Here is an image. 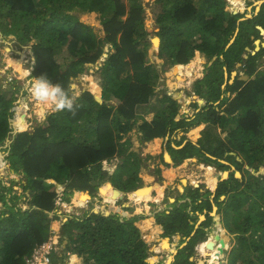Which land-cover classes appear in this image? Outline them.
<instances>
[{
  "label": "trees",
  "instance_id": "trees-1",
  "mask_svg": "<svg viewBox=\"0 0 264 264\" xmlns=\"http://www.w3.org/2000/svg\"><path fill=\"white\" fill-rule=\"evenodd\" d=\"M151 4L152 0H0L1 33L26 44L17 48L26 56L33 41V57L29 56L31 62L34 59L33 76L47 75L74 96L73 81L87 64L104 56L95 71L103 101L84 90L74 96L75 114L52 112L33 130L11 134L15 98L11 91L6 97L8 92L0 86V151L7 153L10 168L23 176L14 182L20 192L12 188L13 180L0 179V264L27 263L33 249L48 238L51 224L62 221L55 210L58 197L69 201L74 192V196L92 193L106 181L125 193L143 187L138 176L143 159L128 135L133 129L140 143L165 138L174 165L196 157L199 163L223 171L234 165L242 177L231 172L206 196L191 187L189 200L180 204L176 200L170 209L152 215L151 228L137 222L148 218L143 215L120 217L110 211L90 212L82 219L72 216L62 222L59 235L66 243L59 252H49L50 264H66L72 256L83 264H148L149 246L140 230L149 240L160 227L164 237L181 234L185 242L171 264H194L190 260L194 246L206 239L204 228L211 222V194L231 245L225 252L226 264H264V46L252 53L255 39L261 37L257 25L264 28V2L242 19V13L229 11L226 0H154L152 43L163 71L175 65L173 73L166 74L173 79L171 85L174 75L177 85L182 76H191L181 67L191 60L197 64L200 54L208 60L216 57L195 81L194 93L205 104L192 103L191 115L180 118L174 99L178 97L155 95L159 74L148 60L152 34L144 24L145 5L151 8ZM74 12L97 14L102 34ZM237 63L248 78L229 83ZM198 67L200 71L202 66ZM153 95L156 103L151 102ZM149 113L150 120L145 117ZM200 124L205 126L195 143H184L185 135L173 138ZM159 141L153 140L147 150L157 149ZM114 167H118L115 173ZM99 190L105 196L110 189L102 185ZM22 197L27 207L18 206ZM204 209L206 219L196 227L197 215L192 212ZM156 246L154 242L150 250Z\"/></svg>",
  "mask_w": 264,
  "mask_h": 264
},
{
  "label": "rangeland",
  "instance_id": "rangeland-1",
  "mask_svg": "<svg viewBox=\"0 0 264 264\" xmlns=\"http://www.w3.org/2000/svg\"><path fill=\"white\" fill-rule=\"evenodd\" d=\"M124 1L126 2V0ZM263 1L264 0H233V1L228 0L227 4L229 11H231L232 13H240V14L242 13L244 16H250L252 15L253 12L257 10L258 6H260L258 4ZM151 5H152L151 8L145 5L144 24L147 31L152 34L150 39L151 46L148 49V60L151 63L155 64L157 73L159 74L158 82L155 85L156 86L155 95L160 96L163 94H169L171 96L178 97L179 99L174 98L177 101V103H179L180 105L179 106L180 110L177 115V118H180L183 115L187 117L191 115V113L193 112L192 103L194 104L195 102L200 107L205 104V100H202L203 103H199V100L201 98L199 99V97L194 93V86L196 83L195 81L201 79L204 76V74L207 72L208 66L212 62L199 53L200 56L204 59V62L202 63L203 61L202 58H197L195 59V61H197V64L192 60V62L190 61L191 63H188L187 66H185L186 68L181 67L183 71L186 69L191 76H182L181 82L178 85H177V80L174 79V84L171 85L173 79L169 78L166 74L169 71L173 73L172 67L166 71H163L161 69L162 61L157 57L156 50H154L153 48L152 38L156 36L154 34V32L156 31L155 18H154L156 9L154 7V0H152ZM74 13H76L80 17V19L83 20L84 22L91 24L98 34H102V27L98 20L97 14L80 13V12H74ZM257 40L259 41V43L258 45H256L254 41L255 47L252 50L254 52L259 49L258 47L260 45L264 46V35L261 34V37L257 38ZM32 43L33 41L28 43L30 44L29 52L30 51L32 52ZM22 45H26V44L20 45L18 40L13 35H3L0 31V86L2 90L8 92L6 93V97H10L9 91H11L13 92V96L15 98L14 100H16L18 96L20 98V102L17 103L13 102V106L11 108L12 111V116L10 118V126L12 128L11 134L19 133L25 130H33L35 126L42 125L43 123H45L46 117L50 113L55 112L49 106L40 105L34 102L33 100H31V98L28 96L27 92L24 89L25 80L30 78L28 76V73H26V71L28 70L29 72L30 64L32 66V64L34 63V59L33 62H31V58L26 59L25 54L19 53L17 48L21 47ZM103 58L104 56H102L95 64H87V69L84 71V73L73 81V86H74L73 95L75 97L84 90H90L92 91L93 95H99L100 101H103L101 97V93L99 92L100 85L98 80L96 79V72H95L96 69L100 66ZM59 59H62L63 63H67V60L65 58L59 57ZM198 65L202 66V68H200V71ZM240 68H241L240 65H235V67L232 70L233 74H235L234 77L236 75H239L240 77L245 75ZM226 77H227V71H226ZM169 80L171 81L170 83ZM92 86L95 87L93 88ZM9 88H11V90ZM224 88L225 85H223V89ZM155 95L151 97L152 103L153 102L156 103ZM226 95L229 94L226 93ZM145 117L146 119L150 120L153 117V115L152 113H149L146 114ZM17 119L20 120L17 121ZM204 126L205 124H200L194 127V129H190L185 134L182 131H178L173 138L179 140L183 135H185L186 140H192L195 143L200 137L199 136L200 132L204 128ZM129 134L132 140L134 141L133 147L135 148L138 155L143 159L139 169L138 176L141 178V180L143 178L146 181H149L150 183L152 182V185L155 184L154 185L155 188L152 189L147 185L142 187L141 189H138L133 193L124 194L121 198H119L121 192L119 193L118 191H116L115 188L112 186V184L109 181H106L102 185L104 187H108L110 190L105 196L102 195L100 196L99 189L102 186L101 185L99 189H97L92 193L89 191L88 192L85 191V193H80L74 196L75 193L77 192L76 191L73 193L69 201H64L61 199L59 202L55 201L56 213L57 215L62 216V221L56 225L51 224L49 235L51 234L52 231H54L53 234L55 233V235L58 236L59 244H61V239L59 234L60 231L62 230V222L68 218H71L72 216L82 219L84 218L85 214L87 215L90 212H96V211L102 212L104 214L113 211L118 213L120 217L143 215V216H147L148 218H142V219L138 218L137 222L144 221L142 223V227H145V225L148 224L149 228H151L154 226L155 222H153V220L151 219L153 217H149L151 216L150 214L153 213V211L160 210L158 212H161L164 209H170L172 204L176 202V200L177 203H179L178 200L181 198L182 196L181 194L183 193L185 194L182 197H189L190 195L192 196V192L190 191L191 187L192 188L198 187L199 193L203 195L206 194V191L209 190H211L212 192L215 191V189H213V186H216L217 181H219L221 175L223 174V170H219L217 167H215L214 164L206 165L205 163H199L198 161L192 159L184 160L181 163V164L184 163L183 168L186 169V174H178L174 177V170L172 171L173 169L172 168L170 170V173H172L171 182H168L169 179L166 178L165 176L162 179L160 178L157 179L156 173L153 172L154 171L153 166H157L155 164L157 162V159L162 161V159L164 158L166 160L164 156L165 153L168 152L167 140H165V142L162 141L161 148L159 147L160 149L158 148V151L153 154L152 150H146L144 142L140 143L137 140L136 134L134 133V129L131 132H129L128 135ZM9 143H10V139H7L4 145L5 144L8 145ZM172 145L176 146L174 142H172ZM1 156H3L4 158L1 159ZM6 156H7L6 152L0 151V179L3 182H9L10 180H13V182L11 183L12 188L20 192L21 188L18 185L14 184V182H17L18 179L23 178V176L20 173L14 172L10 168L9 162L7 161V159H5ZM194 159L197 160L196 157ZM237 159L239 160L238 157ZM171 167H175V166L169 165L166 168L169 169ZM117 170L118 167H114V173L117 172ZM227 171H229V174L231 172L234 173V176L236 173H239L236 176L238 178L242 177L241 172L234 165H231V168ZM152 177L155 178L154 181L152 180L153 179ZM182 180H185L186 183H183ZM142 186H143V181H142ZM199 188L202 189V191ZM168 197L172 198L171 202L168 201ZM213 197H210L212 200L211 202L212 207L209 213L207 209H204L202 212L199 210H197L196 212H192V214L197 215L196 227H198L199 224H201V222H203L206 219V213H208L209 216L211 217L210 224L204 228V233H205L204 235L206 239H203V242L200 241L199 243H197V245L194 246V251L190 256L191 258L190 260L193 261L194 264H196L197 260L199 259L203 261V264H226L225 252H227L231 247L230 241L228 240L227 236H225V238L223 236L222 232H225V234L228 233L226 228L224 227L223 222L221 221V218H219L220 216L217 210V206L213 201ZM17 203L18 206L20 207L22 206L27 207L26 203L23 200V197L17 200ZM181 207L182 209H184L185 205H182ZM213 208H215L214 211ZM1 209H3L2 202H0V210ZM143 209H145V211H143ZM189 209L190 206H188V210ZM211 212L214 213V216L210 215ZM52 214L53 213L51 212L49 216H51ZM201 217H203V220H200ZM140 232L144 241L149 246L148 252L151 249L150 248L151 245L154 242H157V246L154 248V250H150L148 257L146 258L148 264H152V263L171 264L174 260L175 252H177L179 247L185 245V242L181 241L182 238L178 239V237L176 236L164 237L162 235L161 227L156 237L151 238L149 240H146L144 238L141 230ZM216 233L218 234L217 236L214 235ZM163 238H168V239H166L165 242L160 243V240ZM207 239L211 241L210 244H207L206 242ZM220 239L222 241L225 239L224 240L225 242L223 241L222 243L224 244L227 243V247L223 248V252L219 256L215 257L213 253L214 251L217 250L218 246H220L219 243ZM65 243L66 240L62 242V245H64ZM62 245H60L59 248L57 247V249L54 251L59 252ZM68 259L69 260L66 264H83L81 258L78 256L77 257L72 256L71 258ZM148 259H150L149 262Z\"/></svg>",
  "mask_w": 264,
  "mask_h": 264
},
{
  "label": "clouds",
  "instance_id": "clouds-1",
  "mask_svg": "<svg viewBox=\"0 0 264 264\" xmlns=\"http://www.w3.org/2000/svg\"><path fill=\"white\" fill-rule=\"evenodd\" d=\"M28 76L30 78L25 80L24 89L31 100L40 105H47L54 111L67 110L75 114V111L78 107V105L76 104V98L70 95L69 91L66 90L61 84L53 83L47 75L33 76L31 74V69L28 72ZM4 146L6 147L7 145L5 144ZM59 245H62V243ZM50 263L51 261L49 254L48 264Z\"/></svg>",
  "mask_w": 264,
  "mask_h": 264
},
{
  "label": "crops",
  "instance_id": "crops-1",
  "mask_svg": "<svg viewBox=\"0 0 264 264\" xmlns=\"http://www.w3.org/2000/svg\"><path fill=\"white\" fill-rule=\"evenodd\" d=\"M200 136V135H199ZM155 139H159L160 141L158 142V148L160 147L161 148V144H162V141L163 140H165V138H154V139H152V140H150V141H147V142H144V145H145V147H146V150L149 148V145L148 144H153V140H155ZM192 141V140H191ZM165 142V141H164ZM193 142V141H192ZM158 148L157 149H153L152 151H153V154L154 153H156L157 151H158ZM159 148V149H160ZM158 158V157H157ZM195 157H191V158H188V159H185V160H190V159H192V160H195V161H197L196 159H194ZM165 163H168L170 166H173L174 165V162H167L164 158L162 159V161L161 160H159V159H157V162L155 163L157 166H153V172H155V169L156 168H158V169H161V172H159V174H156L157 176H156V178L158 179L159 177H160V174L162 173L166 178H168L169 180H168V182H171V176H172V173H170V170L173 168L174 169V177L176 176V175H178V174H186V169H184L183 168V166H184V163L183 164H181V165H174L175 167H171V168H169V169H167L166 167V165H165ZM152 172V173H153ZM150 175H152V174H150ZM163 176V177H164ZM153 179V181H154V177H152ZM142 181H143V187L144 186H147L148 185V187H151L152 189L153 188H155V184L154 185H152V182L150 183H144L145 182V180L142 178ZM156 181V180H155ZM141 184H142V182H141ZM161 187V186H160ZM166 187V186H165ZM163 189H165V188H163ZM202 190V189H201ZM131 193H133V192H131ZM181 193H183V192H181ZM185 193H183V194H181L182 196L184 195ZM181 196V198L178 200V202H179V204L180 203H183V202H185V201H187V200H189V198L188 197H182ZM212 196H214V194H211L210 195V197H212ZM222 197L223 196H221V199H222ZM168 201H172V198H170V197H168ZM148 206V205H147ZM164 208V207H163ZM164 210H166V209H164ZM158 211H160V210H158ZM158 211H153V213H151L150 215L151 216H149V217H153L152 215L154 214V213H156V212H158ZM146 215V214H145ZM151 219H153L154 220V218H151ZM153 222H155V221H153ZM155 224V223H154ZM194 232V231H193Z\"/></svg>",
  "mask_w": 264,
  "mask_h": 264
},
{
  "label": "built area",
  "instance_id": "built-area-1",
  "mask_svg": "<svg viewBox=\"0 0 264 264\" xmlns=\"http://www.w3.org/2000/svg\"><path fill=\"white\" fill-rule=\"evenodd\" d=\"M230 1H233V0H230ZM30 55L31 56L33 55V53L31 51L27 53L26 59H28ZM30 69H31V71L33 70V64H32V66L30 64ZM17 102H20L19 96L17 97L16 100H14V103H17ZM19 120L17 119V121H19ZM115 160H116V158H115ZM134 191H136V190H134ZM60 199L61 198L58 197L56 201L59 202ZM51 230H53V229H51ZM53 232L54 231L51 232V234L49 235V237L46 241L42 242L40 245H38L36 248L33 249V252L31 254L30 258L27 260L26 264H48L49 263V252L50 251L55 252L54 250L57 249L58 244H59L58 243V236L55 235V233L53 234Z\"/></svg>",
  "mask_w": 264,
  "mask_h": 264
},
{
  "label": "water",
  "instance_id": "water-1",
  "mask_svg": "<svg viewBox=\"0 0 264 264\" xmlns=\"http://www.w3.org/2000/svg\"><path fill=\"white\" fill-rule=\"evenodd\" d=\"M264 2V1H263ZM263 2H260L258 5H260L261 3H263ZM259 10V6H258V8H257V10L255 11V13L257 12ZM252 15H250V16H244L242 19H244V18H249V17H251ZM257 28L259 29V31H260V33L262 34V32L261 31H264V28L262 27V26H260V25H257ZM231 41H233V39L231 40ZM255 43H256V45H258V43H259V41L256 39L255 40ZM259 48V47H258ZM245 49L247 50V51H250V48L249 47H245ZM252 53H254V51H252ZM245 57H247V55H245ZM240 63H238L237 65H239ZM173 68H174V66H173ZM232 77H234V74L232 73ZM248 78V76L247 75H243V76H241V77H239V79H247ZM171 96V95H170ZM172 97V96H171ZM173 98V97H172ZM100 101V100H99ZM187 141V140H186ZM186 141H184V143L186 142ZM168 154H169V156H170V153L169 152H167ZM165 157V156H164ZM170 158H171V156H170ZM171 162H173V160H172V158H171V160H170ZM224 172H226V176L225 177H223V175H221V178L219 179V181L220 180H223V179H226V178H228V176H229V171H227V170H224L223 171V173ZM239 174V173H238ZM235 176H236V174H235ZM237 177V176H236ZM219 181H217V183L219 182ZM217 183H216V186H217ZM216 186H213V189H215L216 188ZM115 190L116 191H118L119 193L121 192L120 190H118V189H116L115 188ZM201 190V189H200ZM202 191V190H201ZM88 192V191H87ZM125 193L123 192H121V194H120V196H119V198H121L123 195H124ZM213 197V196H212ZM222 199H223V197H222ZM173 201H174V199H173ZM215 210V208H213V211ZM212 211V212H213ZM97 212V211H96ZM210 213V215L212 216H214V213ZM204 216V215H203ZM205 217V216H204ZM200 220H203V217H201L200 218ZM216 221H217V219H216ZM218 222H219V220H218ZM223 233V236H224V238H225V236H226V234H225V232H222ZM194 234V232H192L191 233V235H193ZM215 236H217L218 234L216 233V234H214ZM174 236H176V237H178V239H180V238H182V235L181 234H176V235H174ZM187 239H189V238H187ZM186 239V240H187ZM224 241V240H223ZM221 239L219 240V243H220V246H218V248H217V250L216 251H214V253H213V255L215 256V257H217V256H219L222 252H223V248H225V246H223V242ZM207 244H210L211 243V241L209 240V239H207ZM225 242V241H224ZM209 256V255H208ZM191 259V258H190ZM200 260V259H199ZM198 263V261L196 262V264Z\"/></svg>",
  "mask_w": 264,
  "mask_h": 264
},
{
  "label": "flooded vegetation",
  "instance_id": "flooded-vegetation-1",
  "mask_svg": "<svg viewBox=\"0 0 264 264\" xmlns=\"http://www.w3.org/2000/svg\"><path fill=\"white\" fill-rule=\"evenodd\" d=\"M215 58H216V57L214 56L210 61L213 62V61L215 60ZM237 64H238V63H237ZM237 64H236V65H237ZM239 65H240V67H241V63H240ZM240 69H241V68H240ZM224 71H226V67H225V66H224ZM232 73H233V71L230 72V78H228V79H229V83H232L233 80L236 79V78H237L238 80H241V79H239V77H240L239 75H236L235 77H232ZM225 74H226V72H225ZM227 74H228V72H227ZM234 75H235V74H234ZM223 85H225V84H222V88H223ZM197 96H198V95H197ZM170 156H171V155H170ZM171 158H172V157H171ZM172 160H173V159H172ZM179 248H180V247H179ZM179 248H178V249H179ZM177 251H178V250H177ZM176 253H177V252H175V254H176Z\"/></svg>",
  "mask_w": 264,
  "mask_h": 264
},
{
  "label": "bare ground",
  "instance_id": "bare-ground-1",
  "mask_svg": "<svg viewBox=\"0 0 264 264\" xmlns=\"http://www.w3.org/2000/svg\"><path fill=\"white\" fill-rule=\"evenodd\" d=\"M235 11V10H234ZM262 32V34L264 35V31H261ZM26 56V55H25ZM30 58V57H29ZM192 61V60H191ZM188 64V63H187ZM23 67V66H22ZM175 76V75H174ZM174 79H176V77H174ZM165 158H166V160L168 161V162H171L170 160H171V158H170V156H169V154L166 152L165 153ZM223 177H225L226 176V172H224L223 174ZM236 175H238V173H236ZM182 182L183 183H186V181L185 180H182ZM165 239H168V238H165ZM149 252H150V250H149ZM198 261V263L197 264H203V261L202 260H197ZM168 264V263H167Z\"/></svg>",
  "mask_w": 264,
  "mask_h": 264
}]
</instances>
